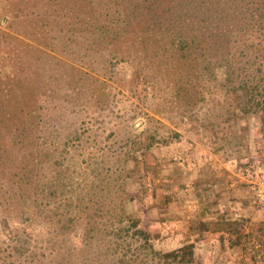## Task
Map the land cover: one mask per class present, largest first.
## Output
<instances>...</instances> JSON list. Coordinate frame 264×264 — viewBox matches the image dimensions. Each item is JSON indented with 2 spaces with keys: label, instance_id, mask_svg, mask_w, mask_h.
Instances as JSON below:
<instances>
[{
  "label": "rangeland",
  "instance_id": "rangeland-1",
  "mask_svg": "<svg viewBox=\"0 0 264 264\" xmlns=\"http://www.w3.org/2000/svg\"><path fill=\"white\" fill-rule=\"evenodd\" d=\"M159 1L11 0L8 19L0 16V89L11 87L7 108L17 111L22 95L33 93L36 100L23 103L35 104L33 134L38 125L43 127V139L30 142L43 159V166L36 170L47 176L45 181L53 160L66 146L90 148L97 160L96 169L88 165L77 176L74 188H66L56 198L49 196L47 204L61 213L75 202L77 219L82 217V222L86 214L92 215L95 228L105 233L97 236L111 240L109 244L116 239L111 227L120 209L122 193L116 188L122 180L118 168L123 165L126 170L120 185L131 198L122 209L138 219L136 228L149 235L154 248L169 250L192 242L194 257L202 264H264L258 254L228 247L227 233L219 241L220 233L210 231L207 224L226 203L232 217L241 218L245 225L264 216V208L259 209L248 192L249 180L264 179L260 166L264 164V123L254 108L241 113L242 100L229 91L241 79L256 82L259 100L264 102V29L258 33L251 25L259 20L257 11L252 13L256 7H249L246 0L201 1L195 11L207 21H196L205 26L216 14L224 13L222 18L234 22L237 31L234 41L230 38L235 34L204 40L202 63L193 57L194 52L180 56L165 39L153 42L159 28L149 24L152 20L147 6L153 8ZM179 1L188 0H176L175 7ZM197 1L184 3L191 9ZM221 2L227 6L235 3L221 9ZM218 4L219 9L212 8ZM188 7L185 13L190 11ZM138 11L149 14L142 15V22L134 26L146 27L145 42L127 47L128 40V45L117 47L102 38L99 25L109 26ZM186 17L187 27L200 28ZM119 57L137 68V78L143 73L153 75V87L140 92L132 83L133 76L125 77L121 69L110 71L108 63ZM217 59L224 64L225 74L232 72L230 79L225 81L224 73L211 74L208 62L215 64ZM189 63L193 67L190 71L186 70ZM188 75L196 76L192 82L198 83L206 100L199 101L197 91L189 90ZM177 76L183 77L185 91L178 89ZM97 86H105L104 91L94 96ZM65 87L73 90L64 93ZM96 106L98 111H94ZM151 135L159 141H152L149 148L142 145L137 150L136 166L129 167L123 160L125 150L138 142L143 144ZM30 142L16 136L14 146L5 153L7 158L13 157L19 165L15 158L24 150L21 146ZM63 172L74 175L73 170ZM108 189L114 194L107 193ZM99 240L95 248L104 245ZM43 246L41 235L26 240L20 248L21 263L46 262ZM12 264L20 263L15 260Z\"/></svg>",
  "mask_w": 264,
  "mask_h": 264
},
{
  "label": "trees",
  "instance_id": "trees-1",
  "mask_svg": "<svg viewBox=\"0 0 264 264\" xmlns=\"http://www.w3.org/2000/svg\"><path fill=\"white\" fill-rule=\"evenodd\" d=\"M175 1L161 0L156 2L153 8L149 5L147 6L151 14L150 19L152 20L149 24H156L159 28L156 33L157 37L153 38V42L166 40L168 44L179 52L180 56L185 57L188 52L189 54L194 52L195 55L193 57L198 60L201 59L203 63L206 52L202 51L204 48L201 44L205 42L204 40H211V37L220 40L226 34L231 36L235 33L237 34L234 22H229L226 18H222L224 13L216 14L215 18L210 19L205 26L199 23L198 21L203 23L207 21L199 17L201 12L195 11V8L201 6V1L203 0H198L191 9L185 3H191L192 0L184 1L185 3L179 1L176 7ZM10 2L11 0L0 1V16L3 18L8 19L9 14L12 13ZM245 2L250 3L249 7H256L252 9V13L256 10L255 15H258L259 20L253 21L251 25L259 33L264 29V0H246ZM234 3H229L231 6H227L228 3L221 2V9L225 7L231 8ZM187 7L190 11L187 10L188 13H185ZM212 8L219 9L220 5L212 6ZM145 14H148V12L141 14V11H138V14L133 17L127 14L119 22L113 21L109 26L105 24L99 25L98 30L102 34V38L105 37L113 44H117V47L128 45V40H130V43L127 47H130L133 42L142 44V42H145L143 34H148L146 27L142 28L140 26L135 29L134 26L137 27L142 22V15ZM186 15L190 16L191 21L200 28L191 29L187 27L189 20ZM175 23H177V26L174 25ZM134 29L137 32L133 36L132 31ZM235 35L234 38H230L231 41L237 39V35ZM95 41L97 40L95 39ZM0 55H2L1 52ZM112 56L115 57V54ZM196 62L194 61L195 65ZM189 65L190 63L186 66V70L190 71L193 67ZM208 66H210L212 75H215V73L222 75L224 73V64H219L218 59L215 64L212 63L210 65L208 62ZM108 67L113 73L121 69L124 71L125 77L131 78L133 76L132 83L134 82V87L140 92L153 87L155 83V78L151 74L143 73L141 76L137 75L139 77L137 78V68H133L125 57L111 60L108 63ZM199 68L197 64V69ZM198 73L200 74V72ZM198 73L196 76H198ZM231 73H224L225 81L230 79L229 75ZM196 76L188 75L190 79H188L189 82L187 84L189 90L195 89L197 91L198 100L204 101L207 95H204L195 80L192 82V79ZM175 83H177L178 89L185 91L183 77L177 76ZM182 83L183 85L178 86V84ZM225 86L226 84H224ZM104 87L102 89L101 86H97L95 91H93L94 96L101 94L104 91ZM166 88L168 89L169 85ZM174 89L177 90L176 88ZM256 89V82H248L241 79L231 86L229 91L242 100L240 102L241 113H248L254 108V112L260 115V122L264 123V102L259 100L260 94ZM72 90L73 88L65 87L63 92L69 94ZM1 92L4 93L0 95V264H12L15 260L22 264L19 256L23 255L20 254L23 251L20 248L26 240L37 235L43 236V250H47V253L43 252V255L41 254L46 257V262L38 260V264H202L194 257L192 242H185L169 250H160L152 246L148 234H143L136 228L138 219L133 214H129L122 209L131 198L123 189V186L120 185L124 176L122 171L126 170L123 165L118 168V177L122 180L116 190H119L122 194L119 198V213L116 215V220H114L115 224L111 227V229L114 228L113 234L116 237L115 242H112V244L108 243L111 240H105L101 235L97 236V234L105 235V233L95 228L92 215L86 214L82 222L79 221L82 217L79 216L77 219L74 209L78 207V204L74 205L75 202L61 213L48 206V197L56 198L58 195H62L66 188H74L73 186L77 183V176L85 171L88 165L91 166V169H96V157L88 146L68 145L53 160L52 172L45 181L47 176L43 175V173L40 174L36 170L38 165L41 164L40 167L43 166V159L37 156V152L33 151V145L30 142L34 139V141L43 139V127L38 125L35 128L37 131L33 134L34 129L31 125H34L32 122L36 115L35 104L27 105L23 103L24 100L28 101L31 98L35 99V97H33L32 92L23 94L18 110L13 111L10 107L7 108L9 98H11V87L8 86L3 91L0 89ZM174 92L176 93V91H171V93ZM177 92L179 93V91ZM141 94L139 95L141 96ZM98 109L99 107L96 106L94 111H98ZM16 136L22 140L28 139L30 142L21 146L24 150H22L19 158H15L17 162H20L19 165L14 163L13 157L7 158L5 154L14 146L13 140ZM155 140L159 141L158 138L151 135L145 142L143 141V144L138 142L135 146L132 145L127 148L124 153V162H127L131 168L136 166L137 150L142 145L145 148H149L151 142ZM37 146H40V144H37ZM70 166H74V168H69ZM260 166L264 169V164ZM68 170H73L74 175L65 176L63 171ZM38 182L39 185H37ZM247 187L248 185H246V189ZM224 192L223 190L221 196ZM107 193L114 194V191L108 189ZM72 201L74 200H70V203ZM257 212H260V210ZM244 223L241 218L232 217V212L228 209L227 203L224 210L217 214L214 220L207 221V224L211 225L210 231L220 233L218 236L219 241L225 235L224 233H227L228 247H241L243 250L250 251L251 255H260L261 259L264 260V216L251 224L245 225ZM96 230L97 232H94ZM230 233H233L234 236L229 237ZM99 238V242H103L104 245L101 247L96 245L95 248V241ZM221 247L224 248V246ZM17 250L21 252L18 253ZM55 255H58L57 259L54 258Z\"/></svg>",
  "mask_w": 264,
  "mask_h": 264
},
{
  "label": "built area",
  "instance_id": "built-area-1",
  "mask_svg": "<svg viewBox=\"0 0 264 264\" xmlns=\"http://www.w3.org/2000/svg\"><path fill=\"white\" fill-rule=\"evenodd\" d=\"M249 184V196L253 198V201L258 203L260 208H264V179L248 181Z\"/></svg>",
  "mask_w": 264,
  "mask_h": 264
},
{
  "label": "crops",
  "instance_id": "crops-1",
  "mask_svg": "<svg viewBox=\"0 0 264 264\" xmlns=\"http://www.w3.org/2000/svg\"><path fill=\"white\" fill-rule=\"evenodd\" d=\"M231 185V184H230ZM238 203V202H237Z\"/></svg>",
  "mask_w": 264,
  "mask_h": 264
}]
</instances>
